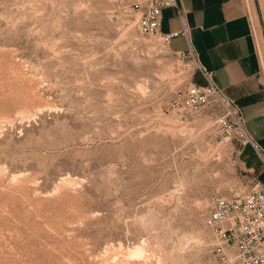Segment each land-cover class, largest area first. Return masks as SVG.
Instances as JSON below:
<instances>
[{"label":"rangeland","instance_id":"1","mask_svg":"<svg viewBox=\"0 0 264 264\" xmlns=\"http://www.w3.org/2000/svg\"><path fill=\"white\" fill-rule=\"evenodd\" d=\"M202 82L112 0H0V264H216L211 197L252 177L216 103L174 108Z\"/></svg>","mask_w":264,"mask_h":264},{"label":"built area","instance_id":"2","mask_svg":"<svg viewBox=\"0 0 264 264\" xmlns=\"http://www.w3.org/2000/svg\"><path fill=\"white\" fill-rule=\"evenodd\" d=\"M125 6L133 18L139 33L152 36L159 33L167 46L168 40L177 35H188L189 27L181 0H112ZM244 15L250 25L255 51L260 58V76L264 89V47L262 26L253 0H243ZM174 8L182 28L175 32H161L162 11ZM261 40V38H260ZM181 58H190L196 64L203 82L188 84L174 108L181 113L194 114L204 107L216 103L219 107L215 115L217 127L238 146L250 145L264 165V149L253 139L245 127L241 106L229 97L214 81V73L197 63L195 52L190 49L174 53ZM252 177L251 188L235 197L213 196L204 216V226L210 233V251L216 264H264V182Z\"/></svg>","mask_w":264,"mask_h":264},{"label":"crops","instance_id":"3","mask_svg":"<svg viewBox=\"0 0 264 264\" xmlns=\"http://www.w3.org/2000/svg\"><path fill=\"white\" fill-rule=\"evenodd\" d=\"M188 35L173 36L167 48L176 53L192 49L197 63L213 70L215 83L241 106L245 127L264 149V89L260 58L244 15L243 0H181ZM174 8L162 11L160 31H180ZM249 173L264 182V165L250 145L240 146Z\"/></svg>","mask_w":264,"mask_h":264},{"label":"bare ground","instance_id":"4","mask_svg":"<svg viewBox=\"0 0 264 264\" xmlns=\"http://www.w3.org/2000/svg\"><path fill=\"white\" fill-rule=\"evenodd\" d=\"M131 24V23H130ZM142 244H143V242H142ZM143 245H141V244H136V245H134V247L130 250V255H132V256H136V255H142V253H143Z\"/></svg>","mask_w":264,"mask_h":264}]
</instances>
